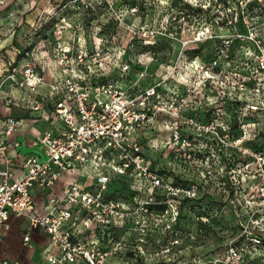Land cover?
<instances>
[{"label":"built area","instance_id":"obj_1","mask_svg":"<svg viewBox=\"0 0 264 264\" xmlns=\"http://www.w3.org/2000/svg\"><path fill=\"white\" fill-rule=\"evenodd\" d=\"M229 23L233 25L236 38L249 39L259 48L256 66L251 69L249 63H245L248 67L246 80L238 89L258 92L260 99L241 102L236 115L232 114L234 120L242 119L240 128L245 135L244 126L248 124L244 121L253 114L264 112V47L247 17H234ZM237 25H243L246 34L238 32ZM157 34L156 29L138 26L132 38L139 39L144 45H153ZM97 37V34L93 38L79 34L76 47H56L52 81H47L37 65L27 59L22 65L12 67L6 77V87L29 91L27 105L31 110L40 111L50 101L55 114L66 126L59 132L45 130L39 135L33 146L43 152L45 159L34 154L28 156L22 163L21 174L16 176L10 167L13 158L9 155V137L22 122L0 114V155L5 161L4 167L0 168V227L8 228L12 215L27 217L29 231L24 240H30L32 230L45 231L51 245L59 250L58 255L47 253L52 264H77L79 261L84 264H118L121 261L129 264L128 251L132 246L128 245L125 235L128 233L127 222L131 219L135 221L134 229L143 235L156 227L174 231L183 201L195 198L199 185L187 188L174 185L158 172L154 161L146 154V147L156 149V136L149 138V135L156 131L161 114L166 113L172 118L167 144L175 160L202 164L203 159L195 154L202 153L205 148L200 146L197 150L194 142L203 135L227 147L242 149L238 143L243 142V138L230 140L229 125L226 129L218 124H203L196 117L183 114L187 104L183 105L178 91L167 90L164 81L146 87L133 82L123 89L117 85L118 80L105 79L107 72L103 67L117 49L103 44L105 40ZM210 38L211 30L203 28L195 41ZM125 53L119 51L117 56L123 57ZM219 65L220 61L214 59L193 68L203 73V87L219 74ZM119 70L121 77L127 76L131 71L130 64L122 62ZM146 72L147 66L140 77H145ZM44 84L49 87L48 95L35 97L38 87ZM1 99L0 96V102ZM169 103L171 107H168ZM4 105L10 109L16 102L7 96ZM19 145L18 142L13 144L14 147ZM241 151L256 161L264 182V148L245 147ZM250 165L247 163L246 167ZM74 170L83 176H93L96 182L91 186L78 181L64 184L57 193L50 195L46 211L36 212L33 189L52 188L62 174ZM115 175L131 178V189L135 191L131 199L125 201L109 196ZM231 184L236 185L233 179ZM156 191L162 193L161 201L156 199ZM261 192L264 209V188ZM133 201L136 204H132ZM157 203L164 205L158 212L153 209ZM139 240L146 243L142 238ZM134 248L145 255L141 245ZM258 248H264V220L252 219L251 227L247 226L238 239L226 243L222 251L198 256L194 261L197 264H247L252 251Z\"/></svg>","mask_w":264,"mask_h":264},{"label":"rangeland","instance_id":"obj_2","mask_svg":"<svg viewBox=\"0 0 264 264\" xmlns=\"http://www.w3.org/2000/svg\"><path fill=\"white\" fill-rule=\"evenodd\" d=\"M238 16L249 19L264 47V0H0V114L13 107L4 105V97L18 96L16 88L6 87L12 67L27 59L41 71L54 70L56 47L74 48L79 34L90 38L97 34L105 40L103 44L117 49L107 59L105 65L110 70L105 79L118 80L123 89L133 82L146 87L164 81L167 90L178 91L183 105L187 104L183 114L203 124L226 129L229 125L230 140L243 138L238 143L241 150L264 148V112L244 121L248 124L245 135L242 119L232 118L241 102L260 99L258 92L238 89L246 80L245 63L254 68L259 52L256 43L235 37L229 21ZM138 26L158 31L153 45L132 38ZM203 28L211 30L212 38L195 41ZM237 30L246 34L243 25H237ZM119 51L126 53L118 57ZM214 59L220 61L219 74L203 87V73L193 68ZM124 61L131 71L121 77L119 67ZM146 66L145 77H140ZM171 122L164 113L156 125V169L174 185L187 188L197 184L199 190L195 198L183 201L173 232L156 227L143 235L134 229L135 221L128 220L125 237L134 250L129 248V264H197L194 260L198 256L220 252L226 243L238 239L247 226L251 227L252 219L264 220V182L253 157L203 135L194 142L197 150L205 148L195 154L203 159L202 164L183 160L170 164L173 157L167 142ZM247 163L251 164L248 168ZM113 184L118 196L127 201L124 196L129 179L115 175ZM156 199H163L160 191H156ZM163 206L157 203L153 209L158 212ZM136 245L142 246L145 255L134 248ZM252 252L246 263L264 264V248Z\"/></svg>","mask_w":264,"mask_h":264},{"label":"crops","instance_id":"obj_3","mask_svg":"<svg viewBox=\"0 0 264 264\" xmlns=\"http://www.w3.org/2000/svg\"><path fill=\"white\" fill-rule=\"evenodd\" d=\"M104 72L109 70V66H105ZM54 70H42L47 81H52ZM17 89V88H16ZM49 87L47 84L38 87L36 94L37 98L46 97ZM14 90H11L13 93ZM18 96H12L16 102L9 112L4 115H10L20 119L22 125L13 132L9 137L11 144L9 155L13 158L11 169L16 176L22 172V163L30 155H38L40 159H45L43 152L33 146V142L45 130H53L59 132L65 129V124L55 114L53 104L48 101L45 107L40 111L31 110L27 105L29 91L27 89H17ZM3 111V108L0 107ZM3 115V114H2ZM155 134V135H154ZM149 135V134H148ZM156 136V131L149 135ZM18 142L20 145L14 147L13 144ZM155 142V141H154ZM146 154L154 161L156 166V150L146 147ZM5 161L0 155V168L4 167ZM170 164H179L177 160L172 159ZM129 179L130 186L132 180L129 176L120 175ZM84 179V181H81ZM78 181L85 186H91L96 182V179L91 176H83L78 171H69L60 177L59 181L52 188L42 189L35 187L33 196L36 205V212L44 213L47 209L48 199L51 194L57 193L60 188L69 182ZM29 231V220L25 216H10L8 228L0 227V264H52L47 259V253L58 255L59 250L51 245L49 235L42 229H35L30 232V240L25 241L24 237ZM77 264H84L81 261Z\"/></svg>","mask_w":264,"mask_h":264},{"label":"trees","instance_id":"obj_4","mask_svg":"<svg viewBox=\"0 0 264 264\" xmlns=\"http://www.w3.org/2000/svg\"><path fill=\"white\" fill-rule=\"evenodd\" d=\"M194 52L197 53L198 50H195ZM125 191H126L127 194H126V196H124V197L127 198V199H131L132 196L135 194V191L132 190L130 186H129L128 188H126ZM118 195H119V194H118L116 188L114 187V184L111 183V184H110L109 196L112 197V198H121V197H119Z\"/></svg>","mask_w":264,"mask_h":264}]
</instances>
